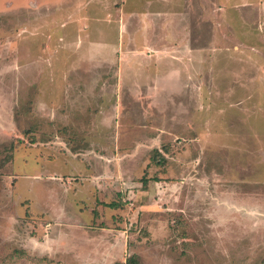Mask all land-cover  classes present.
Here are the masks:
<instances>
[{"label":"rangeland","instance_id":"374dc122","mask_svg":"<svg viewBox=\"0 0 264 264\" xmlns=\"http://www.w3.org/2000/svg\"><path fill=\"white\" fill-rule=\"evenodd\" d=\"M112 1L0 0V264H264V0Z\"/></svg>","mask_w":264,"mask_h":264},{"label":"crops","instance_id":"0c3cea01","mask_svg":"<svg viewBox=\"0 0 264 264\" xmlns=\"http://www.w3.org/2000/svg\"><path fill=\"white\" fill-rule=\"evenodd\" d=\"M45 2H47V3H54V9H56V10H53V12H56L57 10L58 11H61V12H65L64 14H66V16H64V17H62L61 19H62V21H65V20H72L73 22L74 21H77V22H79L78 23V26H76V25H73L72 27H74L76 30H77V33H76V31H74L75 33H74V35L75 34H77V35H79V37H80V39H81V37L82 36H87V35H98V36H104L101 32H93L92 34L90 33V29H91V27H89L88 26V29H82V26L83 25H86L87 26V24H86V21H89V20H99V21H101V19L103 18V19H105L106 18V14H107V10H108V8H106V0H91V1H89V0H44ZM89 1V2H88ZM148 1V3H153V4H156V6L157 7H159L161 4H162V6L160 7V9L157 11V12H161V11H168V9H169V11H170V16H169V14L168 13H166L167 15H168V20L167 21H165L166 23H164V27H166L167 29H168V31H167V36H171V35H173V33H172V31H171V27L173 28V30L175 31L176 30V27L177 26H179L180 27V29L178 28V31L175 33V35L177 34L178 36H181V34H182V32H185V30L183 31V29L181 28V25H176L175 24V19L173 18V16H172V12H171V8H172V6L176 3V1H173V0H146V2ZM216 1H218V0H216ZM91 2H93L94 4H100V6H102L103 7V9H104V11L106 12V14L105 15H103V16H97V17H95V15L94 16H91V13L90 12H88V10H89V8H90V6H91ZM78 3H81V4H79L78 5ZM108 3H110V4H112L113 6H111V7H109L110 9H109V11L110 12H112L115 8H117V5H115L114 3H113V1L112 0H108ZM185 3H186V0H182L181 1V4L183 5V7L181 8V10H183L184 9V11L186 10V6H185ZM171 4V5H170ZM65 5H67V7L66 8H64L63 9V7L62 6H65ZM165 5H167V8L165 7ZM156 6L154 5V7H153V10H152V7L151 6H149L148 7V10L149 11H152V13H155V11H154V8H156ZM78 8V9H77ZM118 8H120V7H118ZM66 9V10H65ZM119 11V10H118ZM156 12V13H157ZM159 15H162L163 13H158ZM264 17V16H263ZM262 17V18H263ZM155 17H153V19H154ZM171 20L173 21V25L171 26ZM264 20V19H263ZM175 25V26H174ZM87 31H89V33H86ZM105 32V31H104ZM180 34V35H179ZM84 39V38H83ZM180 39V38H179ZM219 123V122H218ZM224 164H225V167H224V169H223V172H225V174H227V173H231V172H233V171H231L230 169H229V167H228V164L227 163H225L224 162ZM210 169L212 170V169H215L214 168V165H210ZM209 169V171H211ZM216 172V171H215ZM214 172V173H215ZM57 174H59V173H57ZM209 174H210V172H209ZM222 178H224V176L222 177ZM53 231H51V234L50 235H48V237L52 240V235H53ZM40 258H42V257H40ZM48 260V259H47ZM50 260H52V258L50 259Z\"/></svg>","mask_w":264,"mask_h":264},{"label":"trees","instance_id":"16d2710c","mask_svg":"<svg viewBox=\"0 0 264 264\" xmlns=\"http://www.w3.org/2000/svg\"><path fill=\"white\" fill-rule=\"evenodd\" d=\"M19 142H20V141H18V142L16 143V145H15L16 147H18V146H19ZM108 206H109V207H111V208L115 207L113 204H110V205H108ZM133 261H134V259H133V258H132V259H130V260H129V262H128V264H131V263H133Z\"/></svg>","mask_w":264,"mask_h":264}]
</instances>
